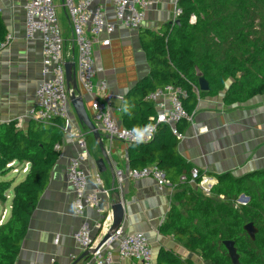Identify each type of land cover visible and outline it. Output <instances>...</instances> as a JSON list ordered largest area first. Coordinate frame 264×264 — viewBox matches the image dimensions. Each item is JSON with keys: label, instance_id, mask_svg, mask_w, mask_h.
<instances>
[{"label": "trees", "instance_id": "obj_1", "mask_svg": "<svg viewBox=\"0 0 264 264\" xmlns=\"http://www.w3.org/2000/svg\"><path fill=\"white\" fill-rule=\"evenodd\" d=\"M177 7L179 24L141 34L150 71L122 99L124 128L151 124L155 111L145 98L165 86L186 92L182 104L189 113L198 98L217 96L223 90L225 105L244 102L264 91V0H177ZM5 36L0 18V40ZM198 73L209 84L207 92L198 90ZM227 79L231 82L225 89ZM63 136L60 120H30L25 131L13 122L0 124V174L9 171L6 165L11 162L29 165L24 180L13 189L9 218L0 224V264H15L30 217L60 156L54 146L61 145ZM85 141L87 146L93 141L90 133ZM178 142L168 127L159 126L151 142L130 145L128 154L131 169L156 165L171 185L181 188L161 231L207 264H231L222 243L226 240L234 243L240 264H264V172L240 179L218 176L212 188L215 198H207L190 188L193 167L177 154ZM182 176L186 181H180ZM10 184L0 183L1 203ZM241 195L248 202L235 208ZM219 197H223L222 203L217 202ZM248 223L257 230L254 240L243 230ZM156 264L193 263L160 249Z\"/></svg>", "mask_w": 264, "mask_h": 264}, {"label": "crops", "instance_id": "obj_2", "mask_svg": "<svg viewBox=\"0 0 264 264\" xmlns=\"http://www.w3.org/2000/svg\"><path fill=\"white\" fill-rule=\"evenodd\" d=\"M57 1L62 9V0ZM148 1L152 5L138 31L117 28L109 46L102 47L96 42L93 49L95 65L101 69L97 79L108 82L109 90L114 95L111 106L120 124L123 97L150 71L141 46V34L158 31L177 20L174 14L177 0ZM23 4L24 0H0V18L6 34L13 37L9 46L0 51V124L13 122L17 129L25 131L30 121L26 116L33 107L34 90L40 80L41 44L37 39L25 38ZM104 6L111 20L112 8L108 3H104ZM223 97L224 94L219 93L217 96L198 98L192 111V122L178 125L182 139L177 144V154L211 179L213 187L217 184L218 176L228 174L240 179L264 172V91L231 105H225ZM84 107L90 116L89 104L86 108L84 102ZM69 116L72 125L70 133L63 136L60 156L30 217L15 264H84L90 254L84 256L87 251L78 248L73 236L81 226L86 225L96 241L100 242L113 223L114 207L118 202L116 194L122 207L121 226L127 232H140L146 236L153 250V264H156L160 249L173 251L195 264V253L161 231L171 208L177 205L176 194L181 188L169 185L158 190L152 179H126L118 186L115 172L131 169L128 162L130 145L116 141L110 143L99 129L111 168H107L105 162L103 166H97L102 155L91 134L93 141L87 146L88 157L82 167L88 176L90 191L94 189V177L98 175L102 188L108 192L101 203L105 212L97 213L90 209L82 218L73 215L71 205L74 196L66 177L68 161L77 153L72 135L76 130L86 135L89 132L77 120L71 106ZM24 166V163H15L16 168ZM7 174L13 175V172L0 176ZM14 175L22 176L20 182L24 180L23 174ZM14 180L0 181L11 183L4 193L5 202H0L2 206L8 204L7 210L3 208L0 216L1 219L5 214L2 223L9 218L13 189L20 183ZM113 264L138 263L115 256Z\"/></svg>", "mask_w": 264, "mask_h": 264}, {"label": "built area", "instance_id": "obj_3", "mask_svg": "<svg viewBox=\"0 0 264 264\" xmlns=\"http://www.w3.org/2000/svg\"><path fill=\"white\" fill-rule=\"evenodd\" d=\"M104 3L112 8V19L107 17ZM148 0H62L70 35L72 52L66 53L65 39L62 36L56 17V6L53 0H24L22 12L24 18V35L27 40H39L41 44L40 80L34 90V104L26 118L35 122H62L64 134L70 133L71 119L69 116L70 91L65 78V62H74V74L80 88L79 94L83 102L90 108V119L97 129L106 135L111 142L125 144H148L152 141L157 127L166 126L178 140L182 134L178 130L181 123H191L192 113L187 112L182 99L187 94L180 88L165 86L149 93L145 100L150 103L155 115L149 120L150 125L140 129H127L115 118L111 102L114 95L109 90L108 82L97 79L101 72L94 61V45L99 42L102 47L110 45L112 35L117 28L138 31L151 7ZM181 11L175 8V18ZM11 34L0 40V51L12 42ZM74 49V50H73ZM75 51V53H74ZM68 54L70 59H65ZM77 153L69 159L66 167L67 183L73 193L72 212L75 217L82 218L86 210L104 213L101 205L108 192L102 188L98 175L94 177V189H88V176L82 167L87 159L86 134L76 130L74 133ZM54 150L60 151V145ZM16 163V162H15ZM11 162L6 165L13 174H27L29 165L15 167ZM197 168L190 172L189 184L194 191L209 197L212 194L213 181L199 174ZM115 178L118 186L126 180L132 181L152 179L158 188L163 190L171 185L164 172L156 165H148L140 169H129L126 172L117 170ZM186 181L185 177L180 178ZM119 188V187H118ZM5 214L0 219V224ZM107 229L106 233L108 232ZM78 248L85 251L94 250L84 264H113L114 257L135 261L138 264H153V250L146 236L140 232H127L120 226L116 228L104 243L97 248V242L88 226L83 225L73 236Z\"/></svg>", "mask_w": 264, "mask_h": 264}, {"label": "water", "instance_id": "obj_4", "mask_svg": "<svg viewBox=\"0 0 264 264\" xmlns=\"http://www.w3.org/2000/svg\"><path fill=\"white\" fill-rule=\"evenodd\" d=\"M176 24H179V21H175ZM65 78L67 83V89L70 91V97H69V103L71 108L74 111V114L77 118V120L87 129V131L93 136L94 140L97 142L101 155L102 160L97 161V166H103L104 162L107 165V168H111L109 159L106 155V151L102 144L101 135L99 134V130L95 126V124L90 119V116L88 115L85 107L83 99L81 98L80 94L78 93V86L74 74V62H65ZM198 90L200 92H207L209 90V84L208 82L201 76L200 73H198ZM115 197L117 198V204L114 207L115 214L113 218V223L110 226L108 232L105 234L103 239L98 244L97 248L100 247L104 241L110 236L112 231H114L116 228L121 226V219H122V207L119 200V195L116 194ZM240 201L247 203L248 198L244 195L240 196ZM243 230L246 232L248 237L251 240H254L256 235V228L252 223H248L243 227ZM223 246L226 249L231 264H240L239 263V256L237 254L236 248L234 247V243L232 241H223ZM94 250H90L85 252L84 256L87 254H92Z\"/></svg>", "mask_w": 264, "mask_h": 264}, {"label": "rangeland", "instance_id": "obj_5", "mask_svg": "<svg viewBox=\"0 0 264 264\" xmlns=\"http://www.w3.org/2000/svg\"><path fill=\"white\" fill-rule=\"evenodd\" d=\"M53 1L55 3V6H56V17H57V21H58V24L60 26V30L62 32V36H63V38L66 41V43H65L66 53H71L72 52L71 50L73 48V46H72V38H71V35H70V29H69V25H68V22H67L65 13L58 6V1L57 0H53ZM194 22H195V18H191V23H194ZM69 57L70 56L68 54L65 55V59H70ZM230 82H231V80L230 79H227V81L225 82V89L228 87V85L230 84ZM224 92L225 91L223 90V91L220 92V94H224ZM85 106H86V108H88L87 107L86 100H85ZM9 171H7V173H9ZM21 177H22L21 175L7 174V176H3V177L0 176V181H8L11 178H15L14 181L16 183H18V182H20L22 180ZM211 198H215V197H211ZM239 198L234 203V207L235 208H239L240 206L246 204V203L240 201ZM213 200H215V199H213ZM216 200H217L218 203H222L224 199H223V197H219V198H216ZM3 208H5L7 210L8 204H5L4 206L0 205V216H1V213H2ZM193 257H194L193 259L195 261V264H207V262H205L204 260H202L201 257L197 253H195Z\"/></svg>", "mask_w": 264, "mask_h": 264}]
</instances>
